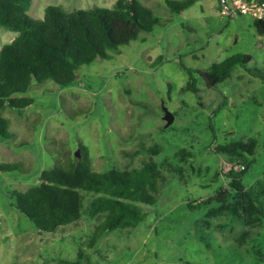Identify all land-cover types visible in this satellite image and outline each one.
Listing matches in <instances>:
<instances>
[{
    "label": "rangeland",
    "instance_id": "obj_1",
    "mask_svg": "<svg viewBox=\"0 0 264 264\" xmlns=\"http://www.w3.org/2000/svg\"><path fill=\"white\" fill-rule=\"evenodd\" d=\"M116 1L33 0L30 13L43 17L49 4L75 9ZM144 2L161 17L152 32L109 51L110 59L82 65L68 86L34 82L21 94L34 103L3 110L9 137L0 140V163L22 168L0 173V264H264V225L240 242L242 219L217 228L225 220L211 215L217 203L189 205L230 182L224 166L232 159L215 151L220 143L257 138L242 182L248 187L264 175V34L251 16H223L218 0H195L183 12L166 0ZM17 34L0 25V49ZM235 54L251 57L208 86L202 72ZM166 107L175 115L170 126ZM82 146L97 171L140 167L151 156L168 162L159 200L140 203L147 217L137 227L106 231L93 242L104 214L87 213L92 195L85 191L82 218L55 233L41 232L19 209L13 192L38 185L55 159L67 161L78 150L82 157ZM182 149L191 152L188 162Z\"/></svg>",
    "mask_w": 264,
    "mask_h": 264
},
{
    "label": "trees",
    "instance_id": "obj_2",
    "mask_svg": "<svg viewBox=\"0 0 264 264\" xmlns=\"http://www.w3.org/2000/svg\"><path fill=\"white\" fill-rule=\"evenodd\" d=\"M166 2L171 11L183 12L195 0ZM32 4L33 0H0V25L18 33L0 49V140L9 137V119L3 115V110L7 106L21 109L34 103V98L21 95L34 82L53 79L68 86L80 78L82 65L98 57L112 58L109 51L120 52L122 46L138 39L142 32H152L161 19L143 0H117L112 7L96 5L72 10L60 4H49L43 17L30 13ZM256 25L264 34V20H256ZM246 57L250 59L251 56L235 54L214 63L202 72L207 85L215 86L227 79ZM227 143L218 144L215 151L231 157L232 162L244 163L245 168L225 172L230 178L225 187L213 197L189 205L202 207L217 203L211 215L225 216V220L216 223L222 226L215 224L217 228L228 227L238 220L233 217L242 219L243 222L236 221L243 223L244 229L238 237L242 242L252 233L251 229L264 225V175L248 187L242 182V174L249 168L248 156L256 154L257 138ZM150 150L154 155L160 152L154 147ZM188 151L182 149V161L188 162L187 158H191ZM81 152L82 157L75 154L67 161L55 159L54 166L43 170L38 185L25 191L15 190L13 194L19 209L41 232L55 233L82 218L85 191L92 195L87 213L91 216L104 214L93 242L106 231L137 227L147 217L140 203L153 205L159 200L162 181H167L163 168L168 162L151 156L140 167L122 169L115 166L97 171L89 149L82 146ZM21 168L18 162L0 163V173ZM253 247L254 244L249 250Z\"/></svg>",
    "mask_w": 264,
    "mask_h": 264
},
{
    "label": "built area",
    "instance_id": "obj_3",
    "mask_svg": "<svg viewBox=\"0 0 264 264\" xmlns=\"http://www.w3.org/2000/svg\"><path fill=\"white\" fill-rule=\"evenodd\" d=\"M220 13L228 18L248 15L256 20H264V0H218ZM245 164L237 161H226L224 171H240Z\"/></svg>",
    "mask_w": 264,
    "mask_h": 264
},
{
    "label": "water",
    "instance_id": "obj_4",
    "mask_svg": "<svg viewBox=\"0 0 264 264\" xmlns=\"http://www.w3.org/2000/svg\"><path fill=\"white\" fill-rule=\"evenodd\" d=\"M164 118L167 120L166 122V126H170L173 122H174V119H175V115L172 111H170L167 107L165 108V114H164ZM78 156L81 157L80 155V150L77 151L76 153Z\"/></svg>",
    "mask_w": 264,
    "mask_h": 264
},
{
    "label": "crops",
    "instance_id": "obj_5",
    "mask_svg": "<svg viewBox=\"0 0 264 264\" xmlns=\"http://www.w3.org/2000/svg\"><path fill=\"white\" fill-rule=\"evenodd\" d=\"M144 1V0H143ZM145 3V2H144ZM68 10H72V9H68Z\"/></svg>",
    "mask_w": 264,
    "mask_h": 264
}]
</instances>
